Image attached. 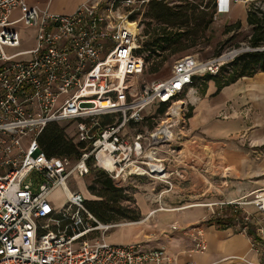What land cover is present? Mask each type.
<instances>
[{"label":"built area","instance_id":"2783aa9c","mask_svg":"<svg viewBox=\"0 0 264 264\" xmlns=\"http://www.w3.org/2000/svg\"><path fill=\"white\" fill-rule=\"evenodd\" d=\"M149 1L85 0L70 13H55L27 0H0V166L8 167L0 173V264H176L167 250L144 241L111 242L109 232L123 223L100 221L68 184L73 173L87 175L92 160L114 180L144 176L172 188V177H183L169 159L180 157L174 142L189 104L181 96L194 76L216 75L243 52L205 62L183 56L169 77L135 92L148 64L137 15ZM26 29L34 33L30 47L23 46ZM155 105L166 106V118L132 130ZM104 117L114 120L103 124ZM53 121H77L78 157L42 150L38 137ZM57 189L64 205L51 199ZM197 234L194 250L203 252L207 242Z\"/></svg>","mask_w":264,"mask_h":264},{"label":"rangeland","instance_id":"374dc122","mask_svg":"<svg viewBox=\"0 0 264 264\" xmlns=\"http://www.w3.org/2000/svg\"><path fill=\"white\" fill-rule=\"evenodd\" d=\"M163 1L171 6H179L184 3L182 0ZM195 1L200 2L201 0ZM204 1L202 6L198 8V12L205 10L209 13V16L213 13L212 22L206 30L200 31L195 39L192 37L185 39L182 49L177 51L165 50L159 51V54H152L149 50H145V43L151 37L150 32L154 27L162 26V24L145 17L149 5L137 15L141 27L139 37V43L143 47L141 53L146 55L148 64L143 75L135 83V92L136 90H141L144 82L169 77L176 60L183 56L192 55L197 61L205 62L223 54H230L237 49L245 52L253 48L249 45L252 26L248 24L246 15L248 16L251 10H257L258 7L264 10V0H240L239 2H234L236 5L233 6L232 13H230L233 16H228L224 12L219 11V6L220 10H224V7L221 6V1L218 3V0H215V6L209 0ZM207 3L208 5H206ZM215 8L216 12H214ZM25 33L30 37H28L23 46L30 47L34 44V33L29 29H26ZM263 45L264 43L261 46ZM155 67H157V71L152 72L151 69ZM204 75L198 74L199 78L190 87L199 88L197 93L190 89L192 92H188L194 94L195 102H193L194 104H188L187 111L183 115V119L185 118L184 125L177 127L180 139L174 144L179 148L180 154L184 155L186 161L178 162L176 158L171 156L169 158L170 166L174 167V169L178 165L183 169L188 167L186 169L191 178L188 179V183L185 184L184 182L180 186L183 189H192L193 194L189 193V195L194 201L189 202H211V206L208 207L207 211V222L210 223V219H214L212 223L218 227L217 219L225 220L227 223L232 224L229 228L248 234L252 242L256 244L255 246L264 262V211L259 206L261 204L259 199L264 196V142L257 145V143L255 144L252 141V138L255 137L264 138V98L254 99L250 97L249 93H244L242 101L236 98L228 101L227 105L225 104L219 110L216 119L236 120V118H240L243 122V128L230 136L213 140V137L209 136L206 131L201 129L193 130L190 122V112L193 105L199 101L200 97L202 98L205 95L203 88L211 81L205 80ZM186 91L181 98H187L185 97ZM82 106L89 107L92 104L83 103ZM213 107L215 108V105ZM165 118V111L162 112L159 109L155 114H149L142 123L134 125V128L138 130L152 128ZM192 121L194 122V119ZM76 124L77 121L59 122V125L64 128L67 138L74 143H77L75 136ZM255 133H258L256 134L257 136ZM231 149L238 155L234 157L236 160L235 164H239L244 170L240 171V174L228 172L225 168L227 152ZM242 155H245V157L242 158ZM0 157L1 160L4 157L1 152ZM7 169V166H0V173H4ZM98 171V168L91 165L89 166V173L84 177L73 173L68 180L70 188L82 192L87 200H99V197L93 194L95 190H90L91 187L96 189L99 187L96 183ZM34 181L37 183L36 180ZM114 181L116 185L126 187L128 193L134 197L135 201H124L123 203L135 208H137L136 192L146 195L149 191L158 192L165 187L163 182L144 176L132 177L127 181ZM244 193H247L246 196L243 195ZM178 194L170 193L168 202L171 204L174 201H179L180 198L175 197ZM240 196L245 197L236 201L235 199ZM51 199L57 206L65 204V199L59 190L55 191ZM131 221L133 220L123 218L119 220V223Z\"/></svg>","mask_w":264,"mask_h":264},{"label":"crops","instance_id":"0c3cea01","mask_svg":"<svg viewBox=\"0 0 264 264\" xmlns=\"http://www.w3.org/2000/svg\"><path fill=\"white\" fill-rule=\"evenodd\" d=\"M83 1L85 0H27L29 4L38 5L42 8L48 5L50 11L55 13H70ZM239 1L230 0L229 10L219 11L224 12L228 16H233L230 13H232L233 6L236 5L234 2ZM197 89L199 88L192 87L190 90L197 93ZM203 91L205 95L202 98L200 97L199 101L191 109V127L193 130L201 129L206 131L209 136L213 137V140L222 139L243 128V122L240 118H236V120L216 119L219 110L225 104L227 105L231 99L236 98L242 101L244 93H249L250 97L254 99L264 98V71L253 76L241 77L219 91L217 83L211 80L203 88ZM185 95L189 104H194V94L187 92ZM214 105L215 108L213 107ZM161 107L155 105L148 108L147 111L155 114ZM193 119L194 122L192 121ZM134 125L136 124L133 123L131 125L132 130H135ZM260 131L258 132L260 133ZM252 141L255 144L257 143V145L263 144L264 138L255 137L252 138ZM227 155L225 168L228 172L240 174V171H244L242 166L235 164L236 160L234 157L238 155L232 149L227 152ZM243 157L245 155H242ZM184 160V155L180 154L177 161L184 162ZM177 168L183 173V177L173 176L172 181L174 184L172 188H169L164 183L165 187L158 192L149 191L146 195L140 192L135 193L137 208L140 213L139 220L123 223L113 228L108 234V239L113 243L144 241L151 247L167 250L176 258V264L264 263L260 252L252 247L253 242L248 234L234 231L232 228L220 229L212 222H207V211L208 207L211 206V202H189L194 201L189 195V193L193 194L192 189H183L180 186L184 182L185 184L188 183V179L191 178L186 169L188 167L183 169L178 165ZM170 193H179L175 196L180 198L179 201H174L170 204L168 202ZM247 193L243 195L246 196ZM245 196H240L235 200L238 201ZM263 198L264 196L259 199L260 202H262ZM113 222L119 223V221ZM173 226L176 228L174 229ZM198 230L203 234L207 242V249L203 252L194 250L195 243L199 239L196 235Z\"/></svg>","mask_w":264,"mask_h":264},{"label":"trees","instance_id":"16d2710c","mask_svg":"<svg viewBox=\"0 0 264 264\" xmlns=\"http://www.w3.org/2000/svg\"><path fill=\"white\" fill-rule=\"evenodd\" d=\"M182 1L184 2L182 5L171 6L163 0H150L143 7L149 5L145 17L162 24V26L154 27L152 33L150 32L151 37L145 43V50H149L152 54H159V51L165 50H180L185 39H188V37L195 39L200 31L203 32L207 29L212 22L213 13L209 16V13L205 10L198 12V8L205 1ZM209 1L213 2V6H215V0ZM214 12H216V8ZM247 22L252 26L249 45L253 48L261 46L264 43V10L260 7L257 10H251L247 16ZM142 51L143 48L140 52ZM151 71H157V67L151 69ZM263 71L264 51L249 50L238 55L233 61L222 65L218 74L206 73L204 76L205 80H215L218 90H220L224 86L236 82L241 77L253 76ZM198 78V76H194L193 83ZM165 109L166 106L163 105L160 110L164 112ZM113 120L110 117H104L102 123L106 124ZM38 140L42 150L48 157L67 156L76 158L83 147V143H74L71 139H68L64 128L55 121L46 125ZM89 164L92 165V160L89 161ZM98 172L96 183L99 187L97 189L91 187L90 190H95L93 194H96L99 200H86L87 208L102 222L119 221L123 218L138 220L139 210L123 203L124 201H135L133 195L128 193L126 187L116 185L114 179L108 176L105 171L99 169ZM103 177L105 179L102 180ZM213 221L214 219H210V222ZM217 223L220 229H226L232 225L219 219H217Z\"/></svg>","mask_w":264,"mask_h":264},{"label":"bare ground","instance_id":"6f19581e","mask_svg":"<svg viewBox=\"0 0 264 264\" xmlns=\"http://www.w3.org/2000/svg\"><path fill=\"white\" fill-rule=\"evenodd\" d=\"M226 3H227V0H221V4H222L221 6H222V7H224ZM234 54H235V51L232 52V53H230V55L224 56V58L229 57V56H233ZM103 104H106V102H104ZM57 190L60 191L62 197L65 199V197H64V192H63L61 189H57ZM57 190H56V191H57ZM54 193H55V192H54ZM260 203H261V204L263 203V205H264V198L262 199V202H260Z\"/></svg>","mask_w":264,"mask_h":264}]
</instances>
